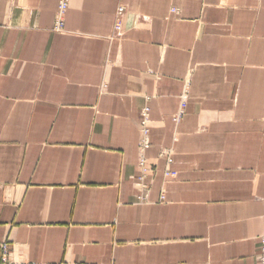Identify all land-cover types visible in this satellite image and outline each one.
<instances>
[{
    "label": "crops",
    "instance_id": "crops-1",
    "mask_svg": "<svg viewBox=\"0 0 264 264\" xmlns=\"http://www.w3.org/2000/svg\"><path fill=\"white\" fill-rule=\"evenodd\" d=\"M58 5L0 0V256L258 264L264 0H69L55 33ZM146 105L156 175L140 201Z\"/></svg>",
    "mask_w": 264,
    "mask_h": 264
},
{
    "label": "built area",
    "instance_id": "built-area-1",
    "mask_svg": "<svg viewBox=\"0 0 264 264\" xmlns=\"http://www.w3.org/2000/svg\"><path fill=\"white\" fill-rule=\"evenodd\" d=\"M69 10V0H59L58 9L56 12L55 25L53 31L55 33H63L65 31V17ZM122 9H119L116 15L115 32L119 33L122 31ZM189 84H186L184 90L180 96V104L177 114L174 117L176 125L180 124L187 108V101L190 94ZM147 102L151 99L147 98ZM150 108L146 105L141 111V120L139 123L140 127V139L138 144V176L136 177L135 187L139 191L138 199L144 201L146 199V191L152 187L154 178L156 175V169L150 167L149 160L147 158V151L150 148ZM159 158L165 161L164 178L176 179L177 173L172 170L174 163V150L161 149ZM0 264H34L27 262L15 263L10 260V245L8 242L4 243L1 247ZM79 264V263H71ZM258 264H264V235L260 238V253L258 256Z\"/></svg>",
    "mask_w": 264,
    "mask_h": 264
}]
</instances>
